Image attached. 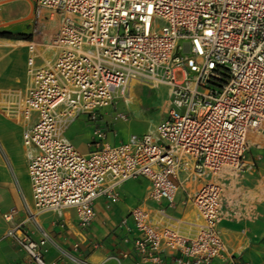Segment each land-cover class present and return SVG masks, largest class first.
Masks as SVG:
<instances>
[{
    "label": "built area",
    "instance_id": "2783aa9c",
    "mask_svg": "<svg viewBox=\"0 0 264 264\" xmlns=\"http://www.w3.org/2000/svg\"><path fill=\"white\" fill-rule=\"evenodd\" d=\"M34 2L35 31L43 8L63 18L53 36V62L36 67L35 44H29L31 83L18 109L23 142L36 149L29 161L35 210L74 207L88 226L96 199L115 202L119 185L137 177L149 181V199L174 206L179 189H186L180 178L186 171L201 181L193 193L186 189L198 212L194 232H184L181 218L164 207L158 209L163 224L152 221L151 209L135 207L137 261L212 264L224 256L220 178L251 168L249 136L264 134V0ZM179 69L182 79L175 77ZM134 81L169 86V107L152 130L112 144L98 122L101 110L127 99ZM82 115L97 123L88 152L66 135ZM16 213L14 207L3 216L12 220ZM26 221L12 224L5 236L31 260L48 264L41 251L46 238H31Z\"/></svg>",
    "mask_w": 264,
    "mask_h": 264
},
{
    "label": "crops",
    "instance_id": "0c3cea01",
    "mask_svg": "<svg viewBox=\"0 0 264 264\" xmlns=\"http://www.w3.org/2000/svg\"><path fill=\"white\" fill-rule=\"evenodd\" d=\"M19 5L23 7L21 12ZM34 10V0H0V30L19 33L26 19L31 24L32 33ZM32 41L35 44L36 67L45 66L55 60L58 52L53 45L46 47L42 44L37 45L35 38L0 36V264H38L30 259L19 243L5 236L12 224L24 219L27 220L24 226L31 238L35 240L46 238L47 241L42 245L41 251L48 264H139L134 250V220L131 216V211L139 205L151 209L152 221L155 224H163L166 221L158 210L164 207L167 213L181 218L180 227L184 232L192 234L198 212L194 204L187 200V191L193 193L201 181L187 178L186 171L181 172L180 178L187 191L184 187L179 189L174 206L169 207L165 200L149 199L147 197L149 181L145 177H137L119 185L118 200L115 202L107 196L97 198L95 216L88 226L79 223L74 207H66L61 211L35 210L29 161L36 149L33 146H26L23 142L24 126L18 112V98L14 94L19 88L23 90L28 88L31 83L27 61L31 52L29 44ZM38 56L41 57L39 62ZM132 84L133 82L127 89V99L124 97L116 99L123 101L126 112L130 113H133L130 106ZM114 106L113 104L110 107H103L98 120L107 130L108 142L117 144L127 140L132 133L141 134L154 128L153 126L145 131H134L125 137L115 138L117 134L115 122L109 115L114 112ZM78 119L91 128L85 148H80L73 141L69 133L70 126L66 135L78 149L88 152L97 123L91 122L85 115ZM249 138L264 140V134L251 133ZM249 148L250 145L246 154L251 158L248 154ZM260 168L259 174L264 173V162ZM248 170L242 173L245 174ZM226 177L225 173L221 178ZM252 205L253 208L249 205L246 210L253 212L247 213L240 220L226 218L220 220V232L227 247L224 256L215 258L212 264H234L232 261L240 264H264V198L261 197ZM14 207L17 213L12 220H6L3 213ZM30 212L35 213L34 219H28ZM125 218L127 224L123 223ZM124 251H128L129 255L123 256Z\"/></svg>",
    "mask_w": 264,
    "mask_h": 264
},
{
    "label": "rangeland",
    "instance_id": "374dc122",
    "mask_svg": "<svg viewBox=\"0 0 264 264\" xmlns=\"http://www.w3.org/2000/svg\"><path fill=\"white\" fill-rule=\"evenodd\" d=\"M23 7L19 5V12ZM25 10V8H24ZM40 23L35 31L31 32V24L25 19L23 27L19 33L29 36L28 38H35L36 44L43 46L53 45V36L61 24L62 15L52 12L49 8H43ZM54 17V18H53ZM162 24V20H158ZM54 47V46H53ZM38 62L41 57H37ZM183 71L181 69L175 71L176 79L183 78ZM26 89L19 88L16 91L18 103L22 100L26 93ZM132 100L130 106L133 113L126 112L123 101L117 100L114 103V112L109 115L112 116L115 122V129L117 134L115 138L121 136L125 137L130 132H141L148 130L156 125V123L164 116L170 100V87L167 85L153 86L142 82L134 81L131 87ZM125 117H124V116ZM90 125L84 123L82 120H77L70 125L69 133L73 141L82 149L85 148L86 139L90 134ZM250 148L248 154L251 158H246L253 161V166L249 168L247 173H239L233 175L227 172L226 178H221L223 184V206H222V219L240 220L241 217L252 213L251 210L247 212V207L256 204L258 199L264 198V173H260V167H263L264 157V140L249 138ZM263 156V157H262ZM251 203V204H250ZM250 207V209H251ZM242 208V210H241Z\"/></svg>",
    "mask_w": 264,
    "mask_h": 264
},
{
    "label": "trees",
    "instance_id": "16d2710c",
    "mask_svg": "<svg viewBox=\"0 0 264 264\" xmlns=\"http://www.w3.org/2000/svg\"><path fill=\"white\" fill-rule=\"evenodd\" d=\"M0 36L1 37H8V38H13V37H19V38H28L29 36H25L23 33H14L12 31L8 30H0Z\"/></svg>",
    "mask_w": 264,
    "mask_h": 264
},
{
    "label": "bare ground",
    "instance_id": "6f19581e",
    "mask_svg": "<svg viewBox=\"0 0 264 264\" xmlns=\"http://www.w3.org/2000/svg\"><path fill=\"white\" fill-rule=\"evenodd\" d=\"M54 18V17H53ZM48 49H51V48H53V47H47Z\"/></svg>",
    "mask_w": 264,
    "mask_h": 264
}]
</instances>
